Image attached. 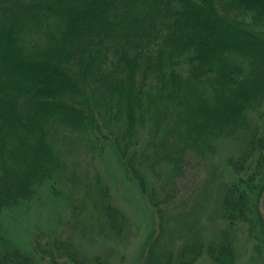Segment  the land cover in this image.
Segmentation results:
<instances>
[{"label": "trees", "instance_id": "obj_1", "mask_svg": "<svg viewBox=\"0 0 264 264\" xmlns=\"http://www.w3.org/2000/svg\"><path fill=\"white\" fill-rule=\"evenodd\" d=\"M263 115L264 0H0V264H110L39 235L21 250L9 227L49 183L78 185L82 144L108 146L153 214L138 264H235L240 228L264 257ZM225 142L228 182L189 188ZM94 181L91 230L126 243Z\"/></svg>", "mask_w": 264, "mask_h": 264}, {"label": "rangeland", "instance_id": "obj_2", "mask_svg": "<svg viewBox=\"0 0 264 264\" xmlns=\"http://www.w3.org/2000/svg\"><path fill=\"white\" fill-rule=\"evenodd\" d=\"M261 120L264 122V115ZM234 154V143H220L218 154L210 162L213 165L209 163V165L202 166L199 179L193 180V183L189 182V188L194 185V182L196 184L198 182L200 192H208L211 189H208L207 184L212 169L218 173L220 183L228 182L230 175L223 167V162ZM117 161L111 149L106 145H102L99 150L92 151L88 145L82 144L79 154L68 160L71 168L74 164L75 172L79 178L78 185L73 187L67 178L58 179L56 183H49L53 188L55 186V192H57L55 197H58L52 198L47 193L49 190L46 189V186L40 192L39 200L30 205L29 210L22 217L12 221L9 227L12 229L11 234L15 233L16 235L13 239L16 240L18 247L21 250H30L32 240L39 235L44 242L51 238L69 242L86 258L91 259L93 256L100 255L110 258V264H138L147 238L153 232L155 222L153 214L146 208L145 210L142 208V206H146V203L139 198L138 192L134 191V187L127 180ZM186 174H188V170ZM96 176L109 187L108 193L115 207L125 214L127 220L126 243L114 244L112 241L103 239L102 233H98L96 228L94 231L98 235L91 230V196L96 199L97 194L96 192H85V188L87 182H95ZM192 179H196V177L189 178V180ZM210 192H216L214 187ZM68 196H71L73 202L70 203V200H67ZM71 204L76 208H73L74 206ZM82 208L86 209L88 213L82 211L84 210ZM73 209L76 210L74 213L76 222L75 216L72 214ZM204 218H202L200 229L203 231L201 232L203 240L207 241L214 236L215 228L211 223L205 222ZM217 225L224 227L221 222ZM170 227H175V225H169L167 230H171ZM237 235L238 256L235 264H264V257H260L254 252L252 242L248 239L245 230L240 228ZM180 244L181 241L178 240L173 248H177ZM61 264L70 263L63 261ZM196 264L213 263L204 254Z\"/></svg>", "mask_w": 264, "mask_h": 264}]
</instances>
